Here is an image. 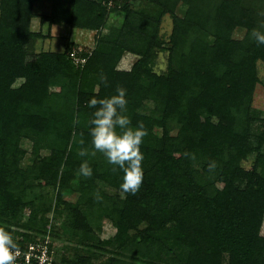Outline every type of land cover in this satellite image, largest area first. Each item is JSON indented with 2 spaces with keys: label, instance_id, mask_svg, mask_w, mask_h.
I'll list each match as a JSON object with an SVG mask.
<instances>
[{
  "label": "trees",
  "instance_id": "16d2710c",
  "mask_svg": "<svg viewBox=\"0 0 264 264\" xmlns=\"http://www.w3.org/2000/svg\"><path fill=\"white\" fill-rule=\"evenodd\" d=\"M65 1L69 10L58 8L61 13L41 20L95 30L92 51L35 52L42 36L31 27L35 0H0V227L23 250L47 234L62 236L61 229L80 233L94 250L65 254L53 264H94L104 257V264H131L129 257L146 264H264V117L263 128L252 129L257 63L264 62V44L253 32L264 33V0H151L160 8L158 17L131 9L130 0H115L114 6L109 0ZM178 3L189 5L183 18L176 14ZM112 7H123L127 17L121 28L102 34ZM166 13L173 16L174 30L168 71L159 74L150 63L163 45L160 17ZM194 27L211 31L212 41L200 40L199 33L183 37ZM238 27L247 30L243 39L232 37ZM72 52L86 61L78 63ZM125 52L138 56L129 71L117 69ZM53 84L58 91H51ZM117 88L126 90L132 126L142 123L147 130L141 145L144 177L135 195L121 191L122 171L102 153L92 154L94 109L88 102ZM148 100L155 109L141 112ZM24 139L34 156L25 168ZM81 149L88 154L81 156ZM255 152L253 167H243L242 160ZM84 161L93 169L90 177L78 173ZM75 178L81 194L90 197L84 210L59 192L71 222L50 224L47 213L59 207L41 211L26 191L35 185L65 189ZM99 183L125 196L105 200L106 194L101 200ZM28 207L24 222L21 213ZM107 218L116 234L104 239L92 221Z\"/></svg>",
  "mask_w": 264,
  "mask_h": 264
},
{
  "label": "rangeland",
  "instance_id": "374dc122",
  "mask_svg": "<svg viewBox=\"0 0 264 264\" xmlns=\"http://www.w3.org/2000/svg\"><path fill=\"white\" fill-rule=\"evenodd\" d=\"M130 8L135 11H142L144 13L152 14L154 17L159 16L160 8L156 6L151 0H130ZM249 1L245 0V4H248ZM117 7V6H116ZM70 9L71 4L65 0H35L34 2V11L35 17L32 20L31 27L34 31L42 33L41 38L37 39L34 43V51H66L70 47L78 49L79 51H92L96 47L98 33L95 30L82 29V28H74L67 23L61 25H52L50 26L47 22L43 23L41 17L46 15H51L53 13H61L60 10ZM189 8L188 4L178 3L175 10L176 14L183 18L186 15L187 9ZM115 9V10H113ZM113 10V11H112ZM67 11V10H65ZM147 15V14H145ZM127 17L126 10L122 7L114 8L112 7L109 15V20L107 22V26L103 29L102 34H109L110 28L118 27L121 28L125 19ZM160 29L159 36L163 45L161 48L156 49V54L152 62L150 63L153 71L159 74H164L168 71L169 65V49L172 43V34L174 30V19L170 13L163 14L160 17ZM109 27V28H108ZM246 28L238 27L232 32V37L236 39H243L246 35ZM199 33L200 40L212 41L213 35L212 32H207L205 30H196V28H192L186 31L183 35L186 39L190 40L196 34ZM185 48V46L183 45ZM179 55V54H178ZM179 58V57H178ZM138 60V56L125 52L122 55V58L117 64V69L122 71H129L132 69L133 64ZM258 69V77L260 79L257 88L254 93V97L252 100V116L254 118V122L252 124V129L254 133L260 131L262 127V118L264 117V62L258 61L257 63ZM22 80H19V83ZM18 83V84H19ZM51 91H58L59 86L53 84L50 87ZM155 109V103L151 100L145 101V104L140 111L152 112ZM174 125V124H173ZM177 127L174 126L173 129ZM175 131V130H174ZM254 143H257V140H254ZM23 147L26 148L27 154L23 158L21 166L23 168L27 166H32L34 162V156L32 153V145L29 141H22ZM256 152L252 153L248 156L247 159L242 160L241 165L247 169H251L256 162ZM101 192L97 191V197L105 199L103 195H106L108 200L109 196H115L119 194L124 197L125 195L121 192L114 191L110 188V186L103 185L99 183ZM60 186L56 187H40L39 185H35V187H30L26 191L27 198H32L36 202V206L42 209L43 206H50L52 208L59 207L60 212H56L55 210H50L47 213V218L49 219L50 224H57V226H61L63 222L65 223L69 218L67 212H65V203H59V192L62 197V200H65L71 204H79L81 205V209L84 210L86 202L90 197L86 195H82L81 191H79L80 183L79 179H72L70 185L65 189H59ZM94 196V194H91ZM89 206L86 208L85 213L88 218H92V213ZM42 211V210H41ZM31 214V208H25L21 213V220L28 221ZM94 217V216H93ZM97 218V217H94ZM71 222V219L69 220ZM92 227L94 232L98 234L101 238L108 239L116 234V227L110 219H104L97 221H92ZM69 228V226H68ZM101 228V230H98ZM64 229H61L62 236L55 237L51 235L50 238L51 246H52V257L54 259L60 260V257L63 255H69L73 257V255L80 253L83 256L91 254L94 250L88 249V243L84 244L81 240L82 235L80 233H74L72 229H67L64 233ZM51 233V232H50ZM262 234L264 235V223L262 227ZM53 239V241H52ZM92 240L89 241V246H91ZM74 253V254H73ZM99 253V251L97 252ZM103 255H110V253H104ZM107 259L104 257L102 260L95 258L94 264H104V260ZM128 261L131 264H146L142 263L139 260L129 257ZM59 262V261H58Z\"/></svg>",
  "mask_w": 264,
  "mask_h": 264
},
{
  "label": "clouds",
  "instance_id": "9594fccd",
  "mask_svg": "<svg viewBox=\"0 0 264 264\" xmlns=\"http://www.w3.org/2000/svg\"><path fill=\"white\" fill-rule=\"evenodd\" d=\"M253 36L258 44H264V33L254 31ZM107 85V77L101 76ZM126 90L117 88L116 94L103 99L93 98L88 106L94 111L89 121V135L95 152L103 154L106 162L114 169L122 171L120 189L124 193L135 195L143 182L144 153L141 150L147 130L142 123L132 126L127 113ZM81 156L87 155L81 149ZM79 175L90 177L93 169L87 161L81 163ZM19 246L11 231L0 227V264H16Z\"/></svg>",
  "mask_w": 264,
  "mask_h": 264
},
{
  "label": "built area",
  "instance_id": "2783aa9c",
  "mask_svg": "<svg viewBox=\"0 0 264 264\" xmlns=\"http://www.w3.org/2000/svg\"><path fill=\"white\" fill-rule=\"evenodd\" d=\"M115 0H109L110 6H114ZM75 60L85 62V57H78L75 52L71 53ZM50 234H47L44 239H38L31 242L27 249L23 250L19 247V255L16 264H53L52 246L50 241Z\"/></svg>",
  "mask_w": 264,
  "mask_h": 264
}]
</instances>
